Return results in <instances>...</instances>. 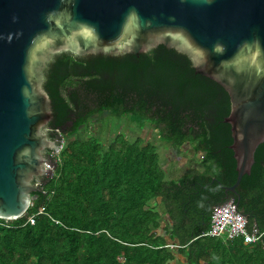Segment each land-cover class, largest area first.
<instances>
[{"label": "trees", "instance_id": "trees-1", "mask_svg": "<svg viewBox=\"0 0 264 264\" xmlns=\"http://www.w3.org/2000/svg\"><path fill=\"white\" fill-rule=\"evenodd\" d=\"M43 90L47 135L73 139L48 152L52 171L26 213L0 220V264H264V143L250 175L226 192L237 177L229 97L184 55L164 46L137 57L61 53ZM102 113L129 119L141 135L75 139ZM185 145L202 170L167 178L160 148ZM229 201L257 242L203 236L213 208Z\"/></svg>", "mask_w": 264, "mask_h": 264}, {"label": "water", "instance_id": "water-1", "mask_svg": "<svg viewBox=\"0 0 264 264\" xmlns=\"http://www.w3.org/2000/svg\"><path fill=\"white\" fill-rule=\"evenodd\" d=\"M158 46L228 94L237 177L225 191L235 193L264 143V0H0V220L26 213L51 166L44 153L61 148L45 133L53 58L137 57Z\"/></svg>", "mask_w": 264, "mask_h": 264}, {"label": "rangeland", "instance_id": "rangeland-1", "mask_svg": "<svg viewBox=\"0 0 264 264\" xmlns=\"http://www.w3.org/2000/svg\"><path fill=\"white\" fill-rule=\"evenodd\" d=\"M136 124L129 121L127 118H115L110 117L106 113H102L91 118L88 127H80L75 139L85 140L86 138L94 137L99 143L108 145L117 135L122 134L129 140L135 139L141 133L138 132ZM151 132L148 131L145 141L148 142ZM73 138L60 140L61 144H65L67 141ZM156 142L155 139H152ZM157 143V142H156ZM161 147V146H160ZM160 154L162 157V167L164 169L167 178L178 180L180 177L190 172L191 170L201 171L202 167L192 156L190 148L185 145L183 148L172 151H166L162 147L160 148ZM52 171V167L49 165L45 176H49ZM43 177V178H44ZM165 237V236H164ZM166 239V237H165ZM180 260L182 258L179 257ZM174 264H177L174 262Z\"/></svg>", "mask_w": 264, "mask_h": 264}, {"label": "built area", "instance_id": "built-area-1", "mask_svg": "<svg viewBox=\"0 0 264 264\" xmlns=\"http://www.w3.org/2000/svg\"><path fill=\"white\" fill-rule=\"evenodd\" d=\"M33 222L32 218L29 219L30 224H33ZM246 222V218L237 211L236 205L229 201L213 208L209 230L203 236L220 239L223 242H231L236 238H242L243 244L250 245L257 242L261 235L258 234L257 230L248 233Z\"/></svg>", "mask_w": 264, "mask_h": 264}, {"label": "flooded vegetation", "instance_id": "flooded-vegetation-1", "mask_svg": "<svg viewBox=\"0 0 264 264\" xmlns=\"http://www.w3.org/2000/svg\"><path fill=\"white\" fill-rule=\"evenodd\" d=\"M45 133L47 134V132L45 131ZM49 137V136H48ZM53 140H56V139H53ZM44 156L45 157H47L48 156V152H45L44 153ZM40 180L39 181H41L42 179L41 178H39ZM39 183V182H38ZM37 182H36V184H38ZM41 184V183H40ZM40 184L38 185V187H40Z\"/></svg>", "mask_w": 264, "mask_h": 264}]
</instances>
